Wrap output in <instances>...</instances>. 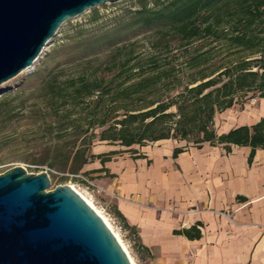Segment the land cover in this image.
Returning a JSON list of instances; mask_svg holds the SVG:
<instances>
[{"label":"trees","instance_id":"16d2710c","mask_svg":"<svg viewBox=\"0 0 264 264\" xmlns=\"http://www.w3.org/2000/svg\"><path fill=\"white\" fill-rule=\"evenodd\" d=\"M122 17L98 35H82L80 28L71 58L80 71L62 79L51 70L40 84L48 116L81 131L65 162L81 168L98 160L107 173L104 165L120 151L91 154L94 139L126 148L134 160L144 158L135 146L168 139L222 145L227 152L231 145L249 147L248 162L264 150V117L224 134L213 127L216 114L254 96L264 99V0H140ZM97 19L94 12L91 20ZM139 34L154 38L147 56L135 50ZM217 45L240 56L213 68ZM1 112L12 111L0 104ZM180 152L175 148L172 157ZM176 233L200 237L195 226Z\"/></svg>","mask_w":264,"mask_h":264},{"label":"rangeland","instance_id":"374dc122","mask_svg":"<svg viewBox=\"0 0 264 264\" xmlns=\"http://www.w3.org/2000/svg\"><path fill=\"white\" fill-rule=\"evenodd\" d=\"M139 1L119 0L104 4L65 22L30 71L21 73L0 86V104L12 111L9 115L0 113V174L16 166L24 168L28 174L47 172L50 178L47 191L68 185L87 197L118 236L133 264H160V259H166V255L162 256L155 245L148 246L147 250L143 247V236L148 234L142 229L141 219L145 215L139 220L134 219L132 208L140 206L143 214L150 215L145 219L149 224L154 225L156 220L161 219L162 209L157 208L152 200L144 201L138 187L150 188L149 198L155 196L154 192L158 187V182L155 181L156 164H166L164 160L174 146L188 148L192 146V142L172 140L148 143L142 148L135 146L139 154H145L146 159L134 160V154L126 151V148L94 139L89 147L91 154L97 155L112 150L120 152L113 156L111 162L104 165L107 173L99 171L101 165L98 160L79 168L77 163L65 162L63 156L69 153L74 143L79 142L81 131H75L73 127L64 129L63 125L50 118L48 110L43 109V92L40 91V84L49 71L59 72L62 79L75 76L80 71L81 63H77L76 59L71 60L77 56L76 40L73 36L80 28L83 29L82 35H98L113 26L122 16L130 15ZM151 2L152 0H147L149 5ZM94 12L98 14L96 21L91 20ZM135 40L136 52L143 56L149 55L154 38L148 34H139ZM215 48L211 62L214 64L213 68L240 56L231 55L232 53L222 45ZM100 57L101 55L99 62ZM254 57L257 56L251 58ZM176 93L172 91L170 96ZM263 101L264 99L254 96L243 103L235 104L223 113L215 115L213 127L221 133L235 125L252 123L258 116L257 112ZM170 111L175 110L171 108ZM50 123L52 126H49ZM97 132L98 130L95 133ZM55 143L59 145L58 148L53 147ZM214 152L216 155H223L220 149ZM157 153L162 154V162L155 157ZM53 156L58 157L56 167L49 168L48 164ZM170 213L175 214L174 211ZM146 237L151 238L149 234Z\"/></svg>","mask_w":264,"mask_h":264},{"label":"water","instance_id":"95a60500","mask_svg":"<svg viewBox=\"0 0 264 264\" xmlns=\"http://www.w3.org/2000/svg\"><path fill=\"white\" fill-rule=\"evenodd\" d=\"M119 0H0V86L34 66L61 26ZM47 172L0 174V264H131L122 246L68 185Z\"/></svg>","mask_w":264,"mask_h":264},{"label":"crops","instance_id":"0c3cea01","mask_svg":"<svg viewBox=\"0 0 264 264\" xmlns=\"http://www.w3.org/2000/svg\"><path fill=\"white\" fill-rule=\"evenodd\" d=\"M257 115L250 124L216 133L257 123L264 117V101ZM167 141L172 140L155 143ZM175 148L182 147L171 148L166 160L155 155L166 163L156 164L155 196L149 198L150 188L138 187L144 201L162 209L161 219L152 225L145 221L150 215L132 206L134 219L145 215L142 229L151 236H143V247H158L166 255L160 264H264V150L256 149L248 162L249 147L231 145L227 152L222 145L203 143L182 148L173 158ZM218 149L222 156L214 152ZM192 226L200 233L198 239L176 233Z\"/></svg>","mask_w":264,"mask_h":264},{"label":"bare ground","instance_id":"6f19581e","mask_svg":"<svg viewBox=\"0 0 264 264\" xmlns=\"http://www.w3.org/2000/svg\"><path fill=\"white\" fill-rule=\"evenodd\" d=\"M36 63V62H35ZM34 66H32V68H33ZM32 68H30L29 70H25V71H23L22 73H25V72H28V71H30ZM78 193V192H77ZM82 198H83V200H85L86 201V203L96 212V214H98V216L102 219V221L104 222V224L108 227V229L112 232V234L115 236V238L118 240V242L120 243V245L122 246V244H121V242H120V240H119V238H118V236L111 230V228H110V225H108V223L106 222V220L104 219V217L102 216V214H100V212L99 211H97L96 210V208H94V206L92 205V203L87 199V197H85V196H83L81 193H78ZM122 248H123V250H124V252L126 253V255H127V257H128V259H129V261H130V263L131 264H133L132 263V260L130 259V257L128 256V254H127V252H126V250L124 249V247L122 246Z\"/></svg>","mask_w":264,"mask_h":264}]
</instances>
